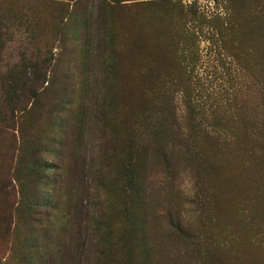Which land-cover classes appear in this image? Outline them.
I'll use <instances>...</instances> for the list:
<instances>
[{
  "label": "rangeland",
  "instance_id": "rangeland-1",
  "mask_svg": "<svg viewBox=\"0 0 264 264\" xmlns=\"http://www.w3.org/2000/svg\"><path fill=\"white\" fill-rule=\"evenodd\" d=\"M33 102L36 117L17 111ZM171 111L191 114V153ZM263 112L264 0H0V187L33 186L39 151L55 207L41 247L21 224L0 264H59L76 188L106 207L79 264H264V148L217 136Z\"/></svg>",
  "mask_w": 264,
  "mask_h": 264
},
{
  "label": "trees",
  "instance_id": "trees-1",
  "mask_svg": "<svg viewBox=\"0 0 264 264\" xmlns=\"http://www.w3.org/2000/svg\"><path fill=\"white\" fill-rule=\"evenodd\" d=\"M9 87H11V85ZM3 97V102L9 103L12 107L20 104V101L18 100L13 101V97L8 92H5ZM34 102L29 108H24V106L22 107V105H19L20 109L17 111H21L22 116L31 115L36 117L41 108H38L37 102ZM60 103H62L61 99L58 100L57 104L60 105ZM15 109H10L11 115L14 113ZM170 117H172L169 124V127L172 129L170 130V133L172 134V137L170 138L171 141L175 142V139H178V144H183L182 142H184V145L188 147V144L192 143V138L196 135L194 130L196 126L192 125L191 114L188 116L189 119H186L189 120V122H183L184 124H181L182 121L180 122L172 111ZM230 121L231 124L220 127L226 129H222L217 135L218 137L231 136L236 140H243V144H241L245 147L244 150H248L250 154H252L257 147L264 148V112L262 118H259L257 115H251L247 117L243 116L236 120L230 119ZM235 122L238 124L236 127H233ZM198 130H201L206 135L209 133L206 128H198ZM215 132L216 129H213V133ZM110 145V150H113V143ZM95 146L96 145H94V147ZM101 152H103V150L100 146L98 152L94 154V157L98 156L100 158L103 155ZM191 152V149L188 147L186 153ZM37 155L40 156L39 151L35 152V154L32 155V158ZM32 158L29 161V171L27 174H29L30 178L35 181L33 186L25 189L22 182L19 184L16 182L18 185V190L16 192L11 186L12 179L8 180V175L3 177L7 182L3 183L0 187V240L8 242V239L18 233L21 224H25L27 226V234L31 233V236L34 235L32 241L33 244L41 247V245L38 244L39 234L40 232H43L45 236H47L52 232L51 228L54 224L51 220L49 209L55 211V207L52 205L46 207L42 198L39 197V191L36 187L40 186L43 181L44 175L39 171L41 168V162L43 161L40 157L34 160ZM19 161L18 158V162ZM59 183H61V181H59L58 177L54 185ZM216 184L220 196H227L231 191L234 193L237 188L236 184L230 185L224 179L217 180ZM148 187L150 189L152 188V178L148 179ZM75 190H77L76 195H80L81 197L77 204L72 207L74 214L72 215L73 218L68 221L70 228L66 229L65 245L63 244L62 248L57 251L56 256L58 257L59 264H79L78 255L80 252V246L77 244V241L88 237L89 233L98 234L102 226V220H104L106 216V207L103 206V202H96L90 207L87 199L90 192H88L87 189L85 190V193L84 191L78 192L77 188ZM197 198L198 197L196 196V198L190 199L188 203L194 206H199ZM54 219L55 222L56 217ZM82 221L86 224L84 227H82ZM172 226L176 228L173 222ZM23 227L25 228L24 225ZM46 264H57V262L54 261L51 263L48 261Z\"/></svg>",
  "mask_w": 264,
  "mask_h": 264
}]
</instances>
